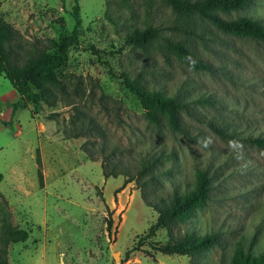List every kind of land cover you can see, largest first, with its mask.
Segmentation results:
<instances>
[{
	"label": "rangeland",
	"instance_id": "1",
	"mask_svg": "<svg viewBox=\"0 0 264 264\" xmlns=\"http://www.w3.org/2000/svg\"><path fill=\"white\" fill-rule=\"evenodd\" d=\"M73 4L0 0V14L17 31L12 47L20 60L71 34ZM79 7L77 42L57 70L60 101L24 102L0 74V227L5 221L28 234L8 245L9 264H192L188 256L150 248L151 241L168 240L164 228L143 238L157 213L144 204L136 181L119 195L121 212L106 206L125 177L152 157H160L151 172L153 200L191 190L198 170L209 176L206 205L176 230L215 233L216 243L198 264H229L237 249L263 254L264 148L244 137L264 135V39L220 31L197 14L178 13L166 0H79ZM215 12L264 22V0ZM149 25L158 36L145 48L124 45L129 32ZM167 38L209 62L211 70L187 66L166 48ZM122 72L182 103L186 132L150 123ZM76 117L77 125L88 119L97 125L66 138ZM102 160L126 175L105 178Z\"/></svg>",
	"mask_w": 264,
	"mask_h": 264
},
{
	"label": "trees",
	"instance_id": "2",
	"mask_svg": "<svg viewBox=\"0 0 264 264\" xmlns=\"http://www.w3.org/2000/svg\"><path fill=\"white\" fill-rule=\"evenodd\" d=\"M166 2L175 11L187 17L197 14L207 19L220 31L238 37L264 39V22L261 19L250 16L229 18L215 12L238 11L248 7L251 0H166ZM71 15L74 19L71 34L51 39L48 47L31 52L22 61L19 58L20 54L16 53L12 47L17 38V31L0 14V74L10 81L24 102L33 105H38L40 102L53 105L62 99L57 93V90L63 91L57 70L68 60L69 51L77 42L81 25L79 0H74ZM157 36L158 30L151 25L143 29H134L125 36L124 45L142 49ZM165 46L189 67L207 71L212 68L209 62L196 58L186 46L180 43L167 38ZM120 78L126 89L136 97L144 111L145 118L150 123L165 125L172 131L186 132L179 116V108L182 103L175 97L166 95L162 90L150 89L139 76L131 77L127 72H122ZM76 121H78V117L72 119L70 127L64 130L66 138L81 136L82 126L91 128L97 125L91 119H88L86 123L82 121L80 125H77ZM215 130L220 132L218 128ZM244 141L264 148V135L244 137ZM88 156L93 161L97 160L91 153H88ZM159 158L142 159L139 170L133 175L125 177L123 185L117 191L122 190L129 182L136 181L144 204L157 213L156 221L149 226L143 238L154 237L158 229L164 228L167 231L168 240L165 242L151 241L149 246L154 252L188 256L192 264H198L197 258L216 243L215 233L196 234L185 231L182 234H177L176 230L180 225L190 220L197 210L206 205L210 197L209 176L205 170H198L191 190L182 194L173 190L169 199L160 197L158 200H153L151 194L156 192V186L153 183L155 177L151 175V172L155 169ZM37 163L39 166L41 165L39 158H37ZM101 168L105 178L117 177L120 174L126 175L124 169L117 170L114 166L109 167L105 160H102ZM147 175L149 177L146 178ZM38 177L40 185H42L41 169H38ZM111 225L112 221L109 220L107 228L110 229ZM0 228V264H9L8 245L24 242L28 234L25 230L14 227L5 221L2 222ZM135 248L128 250L126 256L128 257ZM146 254L153 256L151 251H146ZM229 264H264V253L255 256L250 252L237 249Z\"/></svg>",
	"mask_w": 264,
	"mask_h": 264
},
{
	"label": "crops",
	"instance_id": "3",
	"mask_svg": "<svg viewBox=\"0 0 264 264\" xmlns=\"http://www.w3.org/2000/svg\"><path fill=\"white\" fill-rule=\"evenodd\" d=\"M129 187V186H131V185H129V183L121 190V191H119L118 193H117V195H118V197L116 198V199H111V201L110 202H108V203H106V206L110 209V210H112V211H116L117 213L118 212H121V210L123 209V208H125V205L124 204H122L121 203V200H120V198H119V195H120V193L122 192V191H124L125 189H126V187ZM120 207H122L121 209H120ZM119 210V211H118ZM124 213V212H123ZM123 213L121 214V216L123 215Z\"/></svg>",
	"mask_w": 264,
	"mask_h": 264
},
{
	"label": "water",
	"instance_id": "4",
	"mask_svg": "<svg viewBox=\"0 0 264 264\" xmlns=\"http://www.w3.org/2000/svg\"><path fill=\"white\" fill-rule=\"evenodd\" d=\"M118 258V256L117 255H115V259H117Z\"/></svg>",
	"mask_w": 264,
	"mask_h": 264
}]
</instances>
